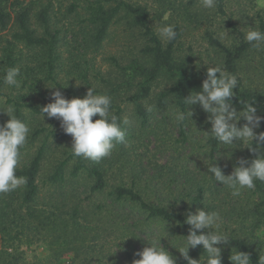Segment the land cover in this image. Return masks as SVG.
<instances>
[{"label": "rangeland", "instance_id": "374dc122", "mask_svg": "<svg viewBox=\"0 0 264 264\" xmlns=\"http://www.w3.org/2000/svg\"><path fill=\"white\" fill-rule=\"evenodd\" d=\"M49 1L52 2L53 10L51 24L58 32V52L61 55L54 79H48L47 73L38 65H33L29 59V53L32 51L23 48V60L18 67L19 88L6 84L0 89V124L9 119L4 110L11 106L15 115L16 105L22 104L21 120L26 122L30 129L26 143L20 149L18 167L27 164L38 149L45 146L42 172L39 176V206L49 204L53 210L67 216L72 211V206L77 203L88 212L96 210L99 204L110 205L108 191L103 195L93 193L92 179L86 173L71 177L74 159L69 161L65 183L53 185L49 181V176L57 164L72 152V137L63 131L58 119L48 118L45 114L43 120L42 113L35 112L28 105L40 109L52 101L51 93L57 89L66 98L71 99L82 98L91 87L97 94L109 95L124 108L122 120L127 123H124L122 128L125 131V140L116 144L111 155L103 158L101 162L110 172L117 173L118 176L113 174L115 178L120 179L123 175L122 179L128 183L133 180L170 182L175 179L181 185L189 178L212 175L208 172L211 163L221 167L227 175L231 174L239 158L250 161L248 148L242 144L233 145L234 148L229 149L224 148L228 146H222L214 154L211 153V137L205 132L211 127L207 121L209 114L202 107L190 110L193 112V121L186 119L188 139H183L180 131L183 122L176 120L177 112L181 111L176 108L173 99L168 98L166 104H161L160 100V94L170 90L176 81L170 73L163 72L154 83L151 96L145 102L147 108L151 107L152 110L148 120L143 123L128 100L129 96L139 89V86L135 85L141 78L128 67L141 59L147 64L141 52L145 36L141 35L138 29H131L129 23L121 19L111 26L101 46L94 50L90 34L86 33L89 28L85 6L89 0H39L38 8ZM127 1L143 5L149 10L150 25L156 32L165 24H171L174 28L180 25L181 37L175 45V59L200 79L210 65H219L225 71L224 54L211 42L209 33L224 45L231 47L245 41L244 34L248 30L255 28L264 31V0H225L224 13L216 7L203 8L200 0ZM74 3H77V12L81 15L76 11L74 14H67V9ZM188 12L193 13L191 18H188ZM194 13L199 15L197 19ZM14 31L15 25H11L2 35L12 38ZM243 62L245 85L252 90L264 92V46L255 48L251 45ZM124 82H131L135 87H130ZM119 83L121 87L114 92V85ZM194 87L193 90L196 91L201 89L200 86ZM98 118L97 115L93 120ZM255 131L259 133L260 129ZM129 132L132 137L128 136ZM259 149L260 153H264V145ZM176 186L175 184L173 190H177ZM256 187L255 184L254 189H242L239 196H233L231 189L213 180L212 189L207 191V199L211 208L222 218L221 229L248 237L264 257V217L257 219L255 214L260 208L264 211V187L258 191ZM110 208L117 212L118 216L115 229L102 231L106 228L102 222L98 221L97 224L92 220L91 226L100 231L98 237L87 240L79 245L77 251L63 257H59L56 251L58 248L52 246L50 237L44 230L20 229V235L16 239H10L0 231V264H132L133 260L139 259L135 253L148 246V241L159 240L161 236L158 231L164 228L165 224L148 223L147 227L143 225V229L139 226L144 222V217L138 210L129 206ZM34 223L36 224L35 221ZM166 238H161L162 246L176 257L177 264H187ZM130 252H133V258L128 256ZM76 254L81 255V258H77L75 263L70 262ZM85 255L88 259H82Z\"/></svg>", "mask_w": 264, "mask_h": 264}, {"label": "trees", "instance_id": "16d2710c", "mask_svg": "<svg viewBox=\"0 0 264 264\" xmlns=\"http://www.w3.org/2000/svg\"><path fill=\"white\" fill-rule=\"evenodd\" d=\"M39 5V0H30L29 2L0 0V89L6 85L4 77L7 70L14 67L18 68L22 63L23 48L32 51L29 53V59L32 60L33 65H38L47 73L48 79H54L56 68L61 59L58 52L59 36L51 24L52 2L49 1L43 6L41 4V8H38ZM224 5L225 0H216L215 7L218 11L224 13ZM75 11L80 14L77 12V3L72 4L67 9V14H74ZM85 13L89 28L86 33L90 34L91 45L94 50L101 46L111 26L121 19H125L131 29H138L140 34L145 36L146 39L142 42L141 52L147 64L143 63V59H141L136 60L128 67L132 73L141 78L140 82L135 85L139 86V89L129 96L128 100L133 104L136 114L142 118L143 123L148 120L150 112L145 102L151 96L154 83L163 72L170 73L176 78V81L170 90L160 94L161 104H166L168 98H171L175 101L176 108L181 112H187L183 98L189 95L190 91L195 88L194 86L201 88L206 73L202 74V79H200L197 74L190 73L185 66L177 63L175 45L181 37L180 25L175 26L176 38L171 42L164 43L151 27L150 12L143 5L127 0H89L85 6ZM192 15V12H188V18H191ZM194 16L196 19L199 17L197 13H194ZM11 25H15L12 38H5L2 33L7 31ZM208 35L211 42L220 48L224 54L223 68L225 71L238 76V88L233 90L235 92L232 97L233 106L239 112L243 110L244 105L242 104L253 102L257 108V114L264 116V92L247 87L242 72L243 59L251 44L241 41L237 45L228 47L215 38L213 34L209 33ZM125 83L130 87L134 86L131 82ZM119 87H121L120 83L115 84L113 91L116 92L115 90ZM111 100V112L117 116L121 127H124L125 124L122 120L124 108L117 104L112 97ZM28 106L35 112L41 113L40 109L34 105ZM22 107V104L16 105L15 116L18 119L23 118ZM188 107L191 110L201 106L197 104ZM185 121L181 124L180 131L183 139L187 140L188 133L185 129ZM243 123L245 121L241 119L239 125ZM259 129L260 132H264V120L261 121ZM128 136L132 137V133L129 132ZM209 142L212 154L223 146L212 137ZM253 146L255 147V142ZM247 148L250 153V160L255 158L257 153L249 147ZM257 151L260 152V149L258 148ZM44 156L45 146L39 148L27 164L17 167L16 174L26 177L27 183L14 191L0 193V231L9 236L10 239H16L20 235V229H22L21 231L25 228L37 229V231L44 230L46 235L50 237L52 246L58 248L56 251L59 253V257L77 251L80 244L98 237L100 231L91 226L92 220L96 221L97 224L102 222L101 224L106 227L102 231H106L108 228H112L113 231L118 216L117 212L112 211L110 206L115 208L129 206L138 210L144 217V222L139 226L143 229L148 223L165 224L166 228H162L158 233L160 236L167 237L166 239L169 240L170 246L174 250H178L175 247L183 246L186 239L184 236L188 235L189 225L184 223L188 211L194 212L197 208L204 206L206 210L214 211L207 199V191L212 189L214 178H209L208 175L201 178H189L185 184L181 185L175 179L170 182L133 180L128 183L122 179L123 175L120 179L115 178L113 174L118 176L117 173L110 172L101 161L95 162L83 157H76L71 152L67 158L57 164L54 172L49 176L50 183L53 185L65 183L69 161L74 159L75 162L70 172L71 177H77L82 172L86 173L92 179L91 190L93 193L103 195L108 191L107 198H110V205L99 204L96 210L88 212L82 209L80 203H77L72 206V211L65 216L59 214L57 210H53L49 204L48 206L45 204L38 205L41 193L39 176L42 172ZM175 184L177 190H173ZM255 184L257 191L264 187V182L259 180L255 181ZM260 209L255 213L257 219L264 217V211ZM211 230L205 229L204 231ZM13 231H15L14 235ZM220 231L227 234L231 239L228 243L217 245L221 248L222 264H232L229 257L233 248L249 253L251 264H258L259 257H263V253L252 244L248 237L238 232L228 233L227 230L223 231L221 228ZM204 251L202 246H198L190 248L188 255L194 260H200V258L205 260L206 253ZM132 253L130 252L128 255L130 258L134 257ZM77 258H81V255L76 254L70 262L75 263ZM82 259L88 258L85 255Z\"/></svg>", "mask_w": 264, "mask_h": 264}, {"label": "clouds", "instance_id": "9594fccd", "mask_svg": "<svg viewBox=\"0 0 264 264\" xmlns=\"http://www.w3.org/2000/svg\"><path fill=\"white\" fill-rule=\"evenodd\" d=\"M200 3L203 8L212 9L216 0H200ZM157 34L164 43L173 41L177 35L171 24L160 26ZM244 39L253 47L260 48L264 46V31L253 28L244 34ZM19 75V68H10L5 74L4 82L19 88ZM238 84L236 74L225 72L219 65H210L207 67L201 89L192 90L183 98L187 112L178 111L176 114L177 122L191 119L193 112L188 106L198 104L209 114L207 121L211 127L209 131H205L208 136L221 145L228 146L224 148H234L233 145L242 144L257 153L250 161L239 158L231 174L226 175L221 167L213 166L212 163L208 166V172L214 174L208 175L231 189L233 196H239L242 189H254L257 180L264 182V153L257 151L264 145V132L255 131L260 127L264 116L257 114L253 102L242 104L244 105L242 111L236 110L232 104V97L235 95L233 90L238 88ZM51 96L52 101L40 108L43 120L46 114L48 118L60 121L63 131L72 137L71 150L74 156L99 162L111 155L116 144L124 142L125 131L117 116L111 112L112 100L109 95L97 94L95 89L90 87L82 98L68 99L59 89L53 91ZM148 110L151 111V107ZM3 112L9 119L0 124V193H8L27 183V178L18 176L16 170L19 165L20 149L25 145L30 129L26 122L13 114V107L9 106ZM97 115L99 118L93 120ZM241 119L245 123L239 125ZM184 223L189 225L188 235L184 236L186 239L183 246L175 248L187 264L194 262L222 264L221 248L217 245L228 243L231 239L220 231L222 218L219 213L208 211L204 206L194 212L188 211ZM205 229L212 230L205 232ZM162 237H159L158 241L147 240L148 246L135 253L139 259L133 260L132 264H177L176 257L162 246ZM198 246L205 250L204 261H201V258L194 260L188 255L190 248ZM229 259L232 264H251L250 254L237 248L232 249ZM258 264H264V257H259Z\"/></svg>", "mask_w": 264, "mask_h": 264}]
</instances>
